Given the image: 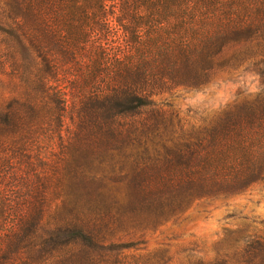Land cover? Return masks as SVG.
Segmentation results:
<instances>
[{"label":"trees","instance_id":"1","mask_svg":"<svg viewBox=\"0 0 264 264\" xmlns=\"http://www.w3.org/2000/svg\"><path fill=\"white\" fill-rule=\"evenodd\" d=\"M221 73L264 81V0H0V264H148L147 231L263 183L264 89L155 99ZM235 245L200 264H264Z\"/></svg>","mask_w":264,"mask_h":264},{"label":"rangeland","instance_id":"2","mask_svg":"<svg viewBox=\"0 0 264 264\" xmlns=\"http://www.w3.org/2000/svg\"><path fill=\"white\" fill-rule=\"evenodd\" d=\"M232 75L221 73L202 89L176 88L155 99L200 122L264 89L251 73ZM256 236L264 237V182L229 198L197 202L178 222L147 231L139 254L150 255L144 258L148 264L151 253L154 264L211 263L232 255L237 241Z\"/></svg>","mask_w":264,"mask_h":264}]
</instances>
